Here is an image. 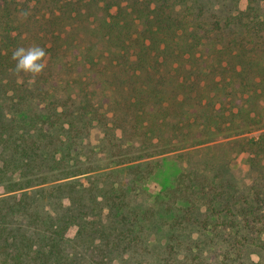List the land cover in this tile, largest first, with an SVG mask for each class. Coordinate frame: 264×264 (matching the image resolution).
Here are the masks:
<instances>
[{
	"label": "trees",
	"instance_id": "trees-1",
	"mask_svg": "<svg viewBox=\"0 0 264 264\" xmlns=\"http://www.w3.org/2000/svg\"><path fill=\"white\" fill-rule=\"evenodd\" d=\"M0 264H264V0H0Z\"/></svg>",
	"mask_w": 264,
	"mask_h": 264
},
{
	"label": "rangeland",
	"instance_id": "rangeland-1",
	"mask_svg": "<svg viewBox=\"0 0 264 264\" xmlns=\"http://www.w3.org/2000/svg\"><path fill=\"white\" fill-rule=\"evenodd\" d=\"M97 135V131H92L90 136L92 143L96 141ZM178 171V164L174 160L161 162L160 167L153 173L148 183L143 186L142 192H135L136 195L131 197V202L136 206L150 204L153 196L156 194V190L162 189L170 184ZM231 171L240 181L246 182L249 174L245 157H235L231 162Z\"/></svg>",
	"mask_w": 264,
	"mask_h": 264
},
{
	"label": "clouds",
	"instance_id": "clouds-1",
	"mask_svg": "<svg viewBox=\"0 0 264 264\" xmlns=\"http://www.w3.org/2000/svg\"><path fill=\"white\" fill-rule=\"evenodd\" d=\"M45 56V50L38 45L27 48L18 46L11 54V59L15 62L13 72L29 76V83H34L46 66Z\"/></svg>",
	"mask_w": 264,
	"mask_h": 264
}]
</instances>
